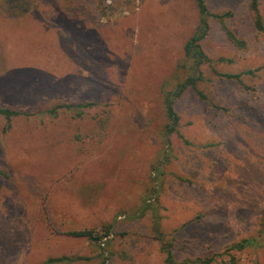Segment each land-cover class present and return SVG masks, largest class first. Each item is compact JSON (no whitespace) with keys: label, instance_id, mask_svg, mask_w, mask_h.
I'll use <instances>...</instances> for the list:
<instances>
[{"label":"rangeland","instance_id":"1","mask_svg":"<svg viewBox=\"0 0 264 264\" xmlns=\"http://www.w3.org/2000/svg\"><path fill=\"white\" fill-rule=\"evenodd\" d=\"M250 4L208 0L245 46L210 19L204 96L176 100L168 143L164 99L190 73L195 0H0V104L23 112L9 126L0 114V264H99L70 232L109 226L107 264H167L145 198L179 261L264 264V30ZM84 102L96 104L48 112ZM246 237L260 245L232 248Z\"/></svg>","mask_w":264,"mask_h":264},{"label":"trees","instance_id":"2","mask_svg":"<svg viewBox=\"0 0 264 264\" xmlns=\"http://www.w3.org/2000/svg\"><path fill=\"white\" fill-rule=\"evenodd\" d=\"M197 10L199 13V23L196 27V30L191 35V37L186 41L184 50L186 57L190 60V73L187 76V78L183 81L178 83L175 88L165 95V108H166V114L168 118V123L166 125V131L165 136L167 138V142L170 143L169 137L173 133H178V126H179V114L175 109L176 100L182 96V94L188 89L193 88L197 90V84L199 81H202L204 79V74L202 71V66L204 64H207L211 62L210 56L206 53V51L203 48L202 41L206 38V36L209 33L210 30V19H216L223 30L225 31L227 37L229 40L234 43L238 47H244L245 42L244 40L240 39L228 26L227 24V18L231 15L230 12L225 13H214L210 10L208 6V0H195ZM250 9L253 12L254 15V24L255 27L262 31L264 30L263 22H262V16L259 9V0H251ZM223 60V58H221ZM222 76H226L229 78H240V74H221ZM199 94L204 96L201 91L197 90ZM95 102H84L79 104H65V103H58L51 107L49 109V113L51 115H57L59 113L60 109H71L76 108L77 114L82 115L83 110L87 107H90L92 105H95ZM23 112L7 107L2 106L0 104V114L3 115L7 122L8 126L10 125V121L13 117L18 116L22 114ZM166 157V158H165ZM168 155L167 153L164 156V162L168 161ZM155 189V188H154ZM149 201L147 198L144 199V203L141 206L140 215L143 216L145 213L150 209L153 211L154 215V232L157 236V239L161 242V251L165 254V261L167 264H209L214 260V257H208V258H196V259H185L182 261H179L177 259V256L175 254L174 250V240L175 237H172L173 240H165L164 234L162 233L160 229V215L155 210L152 209L154 206L153 203L147 202ZM112 230L109 226L107 230L104 233H98L96 234L93 229H81V230H74L70 232L72 235L78 236V237H86L92 241L94 245L99 247L101 250L100 256L102 257L99 264H107L104 254V248L102 247V240L106 237H108L111 234ZM260 245L259 239H256L255 237H246L243 238L240 242L234 244L232 246L233 249L242 250L246 247H252V246H258ZM80 259V257H70V256H60V257H53L49 258L46 263L47 264H53V263H66L70 264L71 262ZM222 264H227L226 262H223Z\"/></svg>","mask_w":264,"mask_h":264}]
</instances>
